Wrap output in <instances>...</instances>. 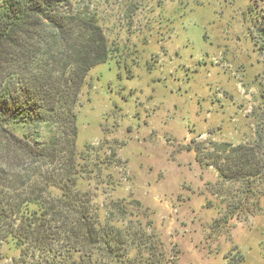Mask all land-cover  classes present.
<instances>
[{
    "label": "rangeland",
    "instance_id": "374dc122",
    "mask_svg": "<svg viewBox=\"0 0 264 264\" xmlns=\"http://www.w3.org/2000/svg\"><path fill=\"white\" fill-rule=\"evenodd\" d=\"M70 1L98 18L121 52L87 75L76 145L93 146L92 165L115 152L79 189L101 219L122 202L128 225L148 236L128 260L264 264V194L258 213L249 203L226 216L236 187L214 168L216 146L248 143L262 112L264 0ZM1 252L0 264L18 255Z\"/></svg>",
    "mask_w": 264,
    "mask_h": 264
},
{
    "label": "trees",
    "instance_id": "16d2710c",
    "mask_svg": "<svg viewBox=\"0 0 264 264\" xmlns=\"http://www.w3.org/2000/svg\"><path fill=\"white\" fill-rule=\"evenodd\" d=\"M116 52L98 18L70 0H0V261L10 246L18 252L11 264L139 263L129 252L139 257L148 236L128 225L126 205L110 203L101 219L79 189L116 156L92 165L93 146L76 145L87 75ZM261 110L252 140L215 149L219 179L236 187L226 216L249 203L251 213L261 211L264 103Z\"/></svg>",
    "mask_w": 264,
    "mask_h": 264
}]
</instances>
